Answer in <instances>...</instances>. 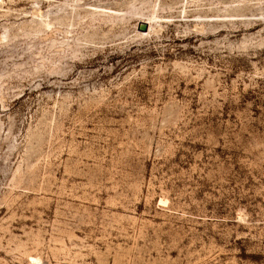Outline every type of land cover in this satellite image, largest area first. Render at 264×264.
I'll list each match as a JSON object with an SVG mask.
<instances>
[{
	"label": "rangeland",
	"instance_id": "obj_1",
	"mask_svg": "<svg viewBox=\"0 0 264 264\" xmlns=\"http://www.w3.org/2000/svg\"><path fill=\"white\" fill-rule=\"evenodd\" d=\"M0 264H264V0H0Z\"/></svg>",
	"mask_w": 264,
	"mask_h": 264
},
{
	"label": "water",
	"instance_id": "obj_2",
	"mask_svg": "<svg viewBox=\"0 0 264 264\" xmlns=\"http://www.w3.org/2000/svg\"><path fill=\"white\" fill-rule=\"evenodd\" d=\"M149 25L146 21H139L137 24V31L141 33H145L148 31Z\"/></svg>",
	"mask_w": 264,
	"mask_h": 264
},
{
	"label": "bare ground",
	"instance_id": "obj_3",
	"mask_svg": "<svg viewBox=\"0 0 264 264\" xmlns=\"http://www.w3.org/2000/svg\"><path fill=\"white\" fill-rule=\"evenodd\" d=\"M150 29V28H149Z\"/></svg>",
	"mask_w": 264,
	"mask_h": 264
}]
</instances>
